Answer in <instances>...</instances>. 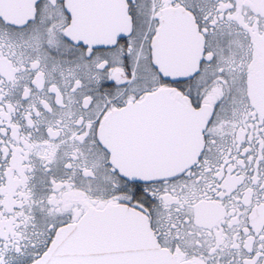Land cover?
Returning <instances> with one entry per match:
<instances>
[{
	"label": "flooded vegetation",
	"instance_id": "1",
	"mask_svg": "<svg viewBox=\"0 0 264 264\" xmlns=\"http://www.w3.org/2000/svg\"><path fill=\"white\" fill-rule=\"evenodd\" d=\"M164 14L190 18L200 45L181 78L155 64ZM86 19L113 37H71ZM263 98L264 0H37L24 24L0 18V264L118 205L183 264H264ZM193 109L207 114L198 157L144 177L155 158L171 170L172 120Z\"/></svg>",
	"mask_w": 264,
	"mask_h": 264
},
{
	"label": "water",
	"instance_id": "2",
	"mask_svg": "<svg viewBox=\"0 0 264 264\" xmlns=\"http://www.w3.org/2000/svg\"><path fill=\"white\" fill-rule=\"evenodd\" d=\"M36 1L0 0V18L8 23L24 24L33 16ZM188 20L190 18H185L179 25L176 22H169L167 16L163 15V25L156 37L159 43L157 46L155 44L154 60L165 77L176 79L189 75L192 72L188 68L197 64V61L194 63L191 60L197 57L195 55L200 45H198L197 37L185 36L186 34L194 35ZM80 22L78 20L73 22V25L69 27V33L71 37L85 44L99 45L104 39L113 37L109 27L100 28L91 25L88 19H86L87 25L79 24ZM181 26L187 29L183 30ZM130 27L131 22L128 17V31ZM125 29L126 27L121 28V31ZM82 30L84 34L81 35L79 31ZM162 39L165 41L163 45ZM192 112L189 120L183 119V114L176 115V120H172L175 162L171 170L156 166L157 158H155V161L150 163V169L144 168L141 171L144 177L173 174L190 165L198 157L203 147L202 128L207 114L194 109ZM123 172L131 177L139 173L126 169ZM29 264L182 263L158 243L148 219L142 213L129 206L118 205L94 210L79 221L64 226L63 230L55 235L47 250Z\"/></svg>",
	"mask_w": 264,
	"mask_h": 264
}]
</instances>
